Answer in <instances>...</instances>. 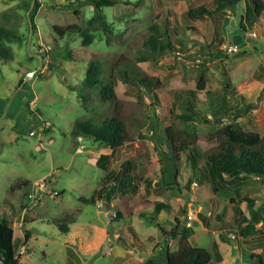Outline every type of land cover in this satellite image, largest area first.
I'll list each match as a JSON object with an SVG mask.
<instances>
[{"label": "rangeland", "instance_id": "1", "mask_svg": "<svg viewBox=\"0 0 264 264\" xmlns=\"http://www.w3.org/2000/svg\"><path fill=\"white\" fill-rule=\"evenodd\" d=\"M35 1L0 0V27L20 36L4 41L13 55L0 58V220L14 228L20 261L144 264L161 257L166 244L176 250L169 234L175 218L194 228V246L213 255L218 245L223 259L216 264H248L251 253L264 254V240L259 235L244 239L234 224L237 208L248 218L256 212L264 218V180L252 177L220 190L209 181L201 183L186 153L169 152L163 132L173 118L168 109L174 116L181 112L184 96L197 90V75L204 72L206 88L198 91L197 108L210 121L197 118L185 129L206 146L230 123L264 134V13L249 25V0L232 8L219 0H121L103 9L112 33L92 31L94 40L87 46L78 31L61 36L54 28L76 24L89 30L96 12L91 2L65 9L60 6L73 0H39L32 19ZM198 7L210 13L190 18L188 11ZM152 24L169 25L172 33L195 27L199 34L179 32L183 51L153 54L143 47ZM93 59L102 60L103 81L113 83L132 136L114 151L71 134L76 120L114 106L100 99L98 85H84ZM128 66L158 80L157 96L138 81H125ZM221 96L242 111L237 118L214 117L212 106ZM126 159L133 160L142 188L122 195L105 175L118 172ZM197 163L202 166L200 157ZM23 180L29 184L12 190ZM147 200L167 206L153 210L156 222L135 213ZM121 204L125 209L119 217ZM66 217L74 220L68 234L58 228ZM225 222L231 228H224Z\"/></svg>", "mask_w": 264, "mask_h": 264}, {"label": "trees", "instance_id": "2", "mask_svg": "<svg viewBox=\"0 0 264 264\" xmlns=\"http://www.w3.org/2000/svg\"><path fill=\"white\" fill-rule=\"evenodd\" d=\"M83 1L91 2L95 7V15L90 21V29H83L76 24L68 27H55L56 32L64 36L72 30L78 31L83 37L84 45H90L94 40V32L103 31L108 36L112 33L110 24L106 20L103 13L105 7H114L121 3V0H73L68 4L62 5L65 9L76 8V5ZM222 7H235L246 0H219ZM39 0L35 1V5L30 8V17L33 19L39 9ZM247 9L250 12V17L247 23L252 25L264 13V0H249ZM210 11L205 7L192 8L188 11L190 18H201L209 14ZM191 31L199 34V30L195 27H182L180 31H173L169 25L162 29L158 24L150 25L148 35L143 41V47L150 53L159 55L169 54L171 52H181L185 49L184 41L179 37V32ZM93 31V33H92ZM20 39V36L14 31L0 27V58L8 60L12 57V51L4 46V41ZM199 56H202L199 54ZM99 59L98 56H94ZM91 60L86 71L84 85L99 86V97L102 101L109 104H114L111 110L105 114L91 113L86 119H78L74 122L71 134L75 138H91L93 142L102 147H109L113 151L123 147L126 143L132 141V136L128 126L126 116L123 114V108L118 100L115 87L112 82H104L102 77L103 62L102 60ZM124 71V79L126 82L138 81L153 96H157L154 92L159 88V82L156 78L148 76L140 72V70L131 67ZM130 71V72H129ZM132 72V74H131ZM198 88L197 90H188L181 102V112L175 114L172 109H168V113L173 118L171 124L163 129L167 139L169 152L174 156H179V153H186L188 159L192 161L195 173L198 174V181L203 183L209 181L217 190L225 189L230 186H238L246 182L249 178L258 177L264 180V134L253 131H246L237 126L236 123H230L220 129L213 140L215 143L206 146L196 140L193 132L185 129L184 125L197 118L210 121L206 116H201L198 111V91H203L206 88V77L204 72L197 75ZM22 81H20L21 83ZM85 99V98H84ZM32 98H28L27 105ZM212 114L214 117H232L237 118L242 113L229 103L226 96H221L214 107L212 106ZM200 157L203 161L202 166H198L197 160ZM102 160L108 159V155H102ZM102 168L106 167L104 162H101ZM134 163L131 159H126L121 163V169L118 172H107L106 179L113 182L112 190L120 191L122 195H127L131 190L142 188L141 180L137 183L133 174ZM193 180L190 178L189 183ZM28 185V180L18 181L12 185V190L21 188V184ZM168 187L174 188L176 184L168 183ZM82 200L85 198L81 197ZM109 199V196H106ZM234 200H232L233 202ZM249 203L248 199H245ZM167 208L164 202L146 201L142 208L135 211L147 223L157 221V216L153 214V210L161 211ZM125 207L122 204L119 206L116 215L121 217ZM236 212L241 215L234 216V224L238 228L240 236L247 239L251 236H258L264 240V223L258 226L264 218L259 213H254L251 218L243 214L241 209L237 208ZM218 218L223 220V216ZM206 218H203L205 220ZM74 220H67V217L62 219L58 224V228L64 234L70 232V225ZM172 229L169 231L171 240L176 242V250L166 244L163 247V255L159 258L149 257L144 264H216L221 262L223 257L217 244L214 245V254L204 247L194 246L190 237L195 230L191 226H182L178 218L169 222ZM224 228H231L228 222L224 223ZM30 233L26 232L25 239H29ZM223 240L230 241L229 237L222 236ZM264 246V243H263ZM215 258V259H214ZM216 261V262H215ZM0 264H42V263H24L20 261L17 254V242L14 228L10 222L3 218L0 220ZM248 264H264V254L251 253L248 256Z\"/></svg>", "mask_w": 264, "mask_h": 264}, {"label": "water", "instance_id": "3", "mask_svg": "<svg viewBox=\"0 0 264 264\" xmlns=\"http://www.w3.org/2000/svg\"><path fill=\"white\" fill-rule=\"evenodd\" d=\"M30 23H31V21H30ZM31 39V38H30ZM30 39H29V43H30ZM31 77V74H28L27 76H26V78H30Z\"/></svg>", "mask_w": 264, "mask_h": 264}, {"label": "built area", "instance_id": "4", "mask_svg": "<svg viewBox=\"0 0 264 264\" xmlns=\"http://www.w3.org/2000/svg\"><path fill=\"white\" fill-rule=\"evenodd\" d=\"M31 133H32V134H35V132H34V131H32Z\"/></svg>", "mask_w": 264, "mask_h": 264}]
</instances>
